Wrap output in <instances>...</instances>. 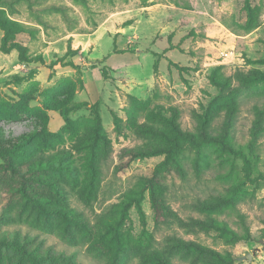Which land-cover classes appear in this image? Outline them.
<instances>
[{"label":"rangeland","instance_id":"374dc122","mask_svg":"<svg viewBox=\"0 0 264 264\" xmlns=\"http://www.w3.org/2000/svg\"><path fill=\"white\" fill-rule=\"evenodd\" d=\"M0 15L24 29L13 40L42 59L24 63L16 51H0V233L28 235L41 251L73 264H151L152 252L194 264L169 252L174 237L231 254L234 264H264V81L248 87L238 82L240 74L264 73V0H0ZM2 36L0 30V41ZM213 73L229 81L228 90H239L233 141L246 155L252 123L262 122L251 175L240 157L183 147L182 168L171 164L161 178L164 218L156 223L142 186L165 157L127 163L122 151L145 144L136 128L160 126L157 113L176 115L181 129L193 131L195 115L222 94L211 82ZM74 103L88 106L71 111L66 126L56 110ZM95 103L110 149L88 199L79 192L83 154L73 146L92 129ZM222 121L219 114L214 125ZM38 128L48 136H34L27 153L69 155L64 167L35 173L31 181L49 209L12 189L20 176L2 158L3 148ZM51 180L61 194L50 191ZM138 188L144 191L143 217L132 206L121 219L120 205ZM222 223L239 232L248 228L252 240L228 244L213 228ZM0 264L31 263L3 249Z\"/></svg>","mask_w":264,"mask_h":264},{"label":"trees","instance_id":"16d2710c","mask_svg":"<svg viewBox=\"0 0 264 264\" xmlns=\"http://www.w3.org/2000/svg\"><path fill=\"white\" fill-rule=\"evenodd\" d=\"M246 6L248 8V5ZM0 30L3 32L0 41V51L2 53L8 54L11 51H16L20 62H41V57H30L28 48L13 40L15 35L24 32V29L17 23L11 21L6 16L0 15ZM57 62L62 64L63 61L60 59ZM57 62L52 63L51 66L56 65ZM263 81L264 73L259 71H252L248 74H240L238 76L239 85L243 87H248ZM211 82L222 94L213 98L202 109L201 113L195 115L193 131L181 129L176 115L166 118L160 113H157L155 116L158 118L157 122H159L160 126L155 127L146 123L136 128V133L145 139V144L122 151L123 157L127 158V163L138 158L160 155H164L165 157L164 161L154 168L151 176L144 178L142 186V188L149 190V199L156 223L161 222L164 218V204L162 202L164 185L161 178L164 177L167 168L171 164L179 169L182 168L180 156L183 147H189L190 149L196 150V152H203L206 148H216L222 154L240 157L245 164L244 170L246 177L249 178L251 175L252 167L250 157L254 156L259 136L263 132L262 122L255 120L252 123L249 130L250 141L247 145L248 155H246L243 149L236 147L233 141L236 114L239 103L241 102L237 99L239 90H228L230 88L229 81L219 78L216 73L212 74ZM226 90H228L227 93L223 94ZM133 103L134 99L131 101V104ZM87 106V103H74L67 108L56 111H59L67 126L70 124L69 113ZM97 108L98 105L96 103L91 107V110L94 112L92 129L88 133L79 136L73 146L74 151L83 154L82 160L85 176L83 186L79 192L88 199L96 192L100 180V162L107 157L108 150L110 149V142L102 128L101 118L97 112ZM219 114H223V121L216 127L214 122ZM114 123L117 128V118L114 119ZM34 136L45 140L48 134L45 129L38 128L34 134L29 135L19 142L13 143L10 147L3 148L2 158L5 161V166L12 171H16L20 176L18 177L17 185L12 189L19 191L22 196L30 199L34 205L49 209L51 206L48 205L44 199L45 197L38 193L35 189V184L31 181L37 180L38 177H35V173L43 174V172L54 169L55 166L64 167L63 162L68 159L69 155L64 151H60L51 156L27 153L28 147L26 146ZM26 153L28 160L25 163L19 164L18 161ZM57 161H59L58 164ZM260 177L264 179V175ZM48 182L51 192L55 194L62 193L63 189L56 181L51 180ZM142 188L133 190L126 196L124 203L118 209L121 219L122 217L128 216V211L132 206L143 217V211L140 205V200L144 193ZM1 218H3V215H0ZM213 228L228 244L252 240V236L246 227L242 232L234 230L226 223L213 224ZM260 237L264 240V230ZM3 249L17 252L21 258L31 264H44L47 261L59 264H73L64 255L41 251L37 243L28 235L21 236L18 233H0V250ZM169 252L186 256L194 264H234V258L231 254L222 255L193 241H186L178 237H174L170 241ZM148 259L151 264H175L172 261L171 254L165 256L162 253L152 252L148 256Z\"/></svg>","mask_w":264,"mask_h":264}]
</instances>
